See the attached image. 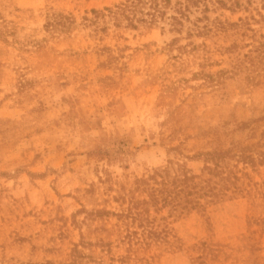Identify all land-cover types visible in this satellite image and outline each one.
Returning <instances> with one entry per match:
<instances>
[{"label": "rangeland", "instance_id": "obj_1", "mask_svg": "<svg viewBox=\"0 0 264 264\" xmlns=\"http://www.w3.org/2000/svg\"><path fill=\"white\" fill-rule=\"evenodd\" d=\"M128 1L0 0V264H264V0Z\"/></svg>", "mask_w": 264, "mask_h": 264}, {"label": "trees", "instance_id": "obj_2", "mask_svg": "<svg viewBox=\"0 0 264 264\" xmlns=\"http://www.w3.org/2000/svg\"><path fill=\"white\" fill-rule=\"evenodd\" d=\"M141 2H142V0H130V1H128L127 5L124 7L122 12L125 13L127 11V9H130L131 12H133V9L137 8V6L139 4H142ZM150 8L152 9L153 13H148L147 15L150 16L151 18H154L155 17V13L157 12L158 3H156V1L151 0ZM183 178L184 179L182 181L180 180V182L184 183L186 181H190L191 180V179L187 178V176H185V175H183ZM182 186H183V184H182Z\"/></svg>", "mask_w": 264, "mask_h": 264}]
</instances>
